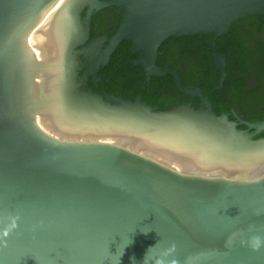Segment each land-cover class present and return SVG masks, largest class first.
<instances>
[{
    "label": "water",
    "instance_id": "95a60500",
    "mask_svg": "<svg viewBox=\"0 0 264 264\" xmlns=\"http://www.w3.org/2000/svg\"><path fill=\"white\" fill-rule=\"evenodd\" d=\"M59 0H0V264H264V120L245 121L204 105L168 109L123 96L81 90L95 105V136L61 139L29 114V36ZM119 7L116 33L88 51L90 72L109 63L125 41L152 76L178 71L157 64L171 37L214 33L264 16V0H109ZM106 42H108L106 44ZM93 111V110H91ZM245 125L246 128H240ZM173 245L174 250H173Z\"/></svg>",
    "mask_w": 264,
    "mask_h": 264
},
{
    "label": "flooded vegetation",
    "instance_id": "af4514ba",
    "mask_svg": "<svg viewBox=\"0 0 264 264\" xmlns=\"http://www.w3.org/2000/svg\"><path fill=\"white\" fill-rule=\"evenodd\" d=\"M98 1L109 0H62V2H59L58 5L55 6L56 8L54 7L55 9L52 8L51 12L49 11L45 15L48 16V14H52V16L54 15L53 17L56 18L61 16L59 19L61 20L60 27L63 35H66L67 40L65 55H63V59H66L63 60L65 67L63 73L64 80H68V82L74 80L76 84H79L81 90L94 91L100 95H104L105 93L114 94L109 91V88L116 82L118 70L124 66L128 67L130 64L132 67L125 71V75L128 76L130 80L136 79V77H143L145 83L142 86L143 91L148 85H151L153 78L165 77L166 75L157 77L152 76L150 81H147L144 68L140 65H133L131 63L132 60H135L139 56V54H134L132 52L131 44L128 52H125L119 61L116 60V58L118 55L117 53L121 51L120 46L111 55L109 63L98 70L96 76L90 72V67L95 58L89 53V47L99 39L104 37L108 39L111 38L119 28L124 16L123 9L119 7L96 10L94 7ZM61 18H65L63 19L64 21ZM66 20L69 21L68 24H66ZM193 36L189 37L192 39ZM225 37L227 41L222 45V51H220L217 45L218 52L226 58V77L222 85H220L222 72L217 66L214 55L215 35L213 39L212 56L217 69L221 72L219 84L214 91H220V93L225 95V98H213L210 95H205L202 91L203 98L200 97L201 102L199 104H196L194 101L198 96L187 95L186 96L189 97L190 100L186 103L203 106V99L205 98L211 102L213 110L217 112L219 108L218 102L221 100L224 101L225 99V102L228 104V111H221V113H225L229 117L233 116L235 120L240 118L248 121L247 119L251 117L261 114L264 115V16L251 15L234 22L229 34L225 35ZM172 38L175 40L181 39V37ZM202 41L203 35H200L199 42L202 44ZM107 43L108 42H106V44ZM162 45L159 48L157 64L162 67L171 68L170 66L159 64ZM31 52L34 57L35 51L32 48ZM172 52V48H167L163 51V54L170 57ZM229 57L238 61L239 68L242 72L241 76L245 78V82L242 83L240 87V95L237 98L231 97L226 90L232 83L230 81L226 85V79L229 73ZM191 88L201 89L200 87ZM117 95L123 96V94ZM137 98H142V94H137L136 99ZM237 102L241 103V110L237 109Z\"/></svg>",
    "mask_w": 264,
    "mask_h": 264
},
{
    "label": "bare ground",
    "instance_id": "6f19581e",
    "mask_svg": "<svg viewBox=\"0 0 264 264\" xmlns=\"http://www.w3.org/2000/svg\"><path fill=\"white\" fill-rule=\"evenodd\" d=\"M59 2L62 0L56 5ZM53 16H45L29 36L32 75L27 102L31 107L29 114L46 133L61 139H91L95 136L92 131L96 121L95 105L90 99L75 96L68 80H64L63 60L66 59L63 55L67 40L61 31V16ZM31 48L35 51L34 57ZM259 174H264V168Z\"/></svg>",
    "mask_w": 264,
    "mask_h": 264
},
{
    "label": "trees",
    "instance_id": "16d2710c",
    "mask_svg": "<svg viewBox=\"0 0 264 264\" xmlns=\"http://www.w3.org/2000/svg\"><path fill=\"white\" fill-rule=\"evenodd\" d=\"M199 37L200 34L194 35L192 39L189 36H183L179 40H175L171 37L165 41L160 49L159 64L170 66L178 71L185 86L200 87L205 95L223 99L225 95L220 93V91H214L219 84L221 76V72L217 69L212 57L214 33L204 34L202 44L199 42ZM226 41L227 39L225 36L218 39L217 45L220 51H222L221 47ZM129 47L130 43L128 41L123 42L120 45L121 51L117 53L116 60L119 61L123 54L128 52ZM167 48H172L173 50L170 57L163 54V51ZM131 67L132 65L130 64L128 67L124 66L118 70V78L116 82L110 86V92L116 95L123 94V97L132 100H135L137 94L141 93L142 99L145 102L156 105L159 109L163 110L178 106L190 100L185 93L179 90L171 75H166L162 78H153L151 85H148L143 91L142 86L145 84L143 77H136V79L130 80V78L125 75V71ZM228 72L226 85L230 81L232 83L226 90L231 97L237 98L240 95V87L242 83L245 82V78L241 76L242 72L239 68L238 61L232 57H229ZM194 101L196 104H199L201 102L200 97H196ZM218 105V114H221V111H228V104L225 102V99L224 101H219ZM236 106L237 109L241 110V103L237 102ZM230 119L235 120L233 116H231ZM247 120L252 122L262 121L264 120V115H257ZM239 127L246 128L245 125H240ZM260 136H264V132Z\"/></svg>",
    "mask_w": 264,
    "mask_h": 264
},
{
    "label": "clouds",
    "instance_id": "9594fccd",
    "mask_svg": "<svg viewBox=\"0 0 264 264\" xmlns=\"http://www.w3.org/2000/svg\"><path fill=\"white\" fill-rule=\"evenodd\" d=\"M17 219L18 218H12L10 225H8L4 229H0V243H6L7 237L9 236L10 232L12 229L17 227ZM255 244L253 245L254 249L259 250L260 247L264 246V239L261 237H256L255 238ZM174 245H173V250H174ZM112 264H119V261H113ZM158 264H166V262L162 259L158 261ZM175 264V262H173Z\"/></svg>",
    "mask_w": 264,
    "mask_h": 264
}]
</instances>
